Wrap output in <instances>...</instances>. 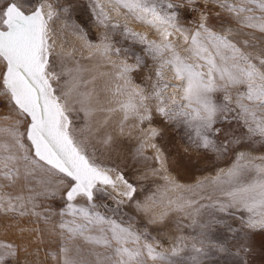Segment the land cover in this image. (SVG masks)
Returning <instances> with one entry per match:
<instances>
[{"label":"rangeland","instance_id":"1","mask_svg":"<svg viewBox=\"0 0 264 264\" xmlns=\"http://www.w3.org/2000/svg\"><path fill=\"white\" fill-rule=\"evenodd\" d=\"M32 2L26 0L27 4ZM46 2L52 5V21L56 22L53 21L56 25L51 28L52 32L57 38H62L65 47V51L51 54L50 57L51 69L62 73L59 87L73 90L68 98L70 105L81 94L91 96L88 105L92 109L91 115L85 118L83 112L72 113L74 123L83 130V137L94 145L97 158L122 172L135 185L136 192L131 201L125 200L124 205L119 207L103 193L98 194L94 205L83 196H77L72 201L75 214H68L67 186L60 183L58 176L40 171L26 174L22 159L25 153L16 146L11 135L13 131L24 133L26 125L17 127L22 117L0 88V130H7L0 131V245L13 246L15 254L8 257L11 264H61L62 248L80 264H115L117 247L133 252L138 249L144 264H162L159 259L149 257L146 246L153 249V255L162 254L172 264H196L197 261L199 264H239L240 256L236 253L239 245L246 241L251 242L253 249L247 257L248 264H264V235L246 234L240 228L241 219L247 220L250 213L236 207L222 212L218 207L221 203L229 202V192L257 182L261 177L257 169L264 168L262 139L254 135H240L246 133L243 126L245 116L250 121L253 114L257 120L264 119V112L256 108L257 102L247 99L240 101L253 110L247 114L237 108V93L246 94V87L230 89L233 97L231 128L237 133L239 143L225 151L218 147L223 140L221 137L216 141L217 149L197 148L195 121L189 124L184 116H177L173 111L177 105L188 103L181 98L183 93L177 88L183 81L175 78L174 68L167 63L173 59V53L161 47L163 54L160 55L149 47L170 43L185 63L202 64L203 61L190 56V45L184 43L179 33L173 32L167 40L162 39L161 31L150 23L153 19L150 14L130 12L123 7V3L130 0H120V3L117 0ZM147 2L154 4L163 15L171 11L166 7L168 3L179 4L184 0ZM261 2L264 0H254V3ZM194 3L208 16L216 32L220 31L222 23L232 21L236 16V13L219 8L218 4L252 7L251 4L241 3V0H194ZM179 12L181 26L195 30L194 21L199 20L200 11L192 13L179 9ZM248 15L259 17L262 13L254 10L243 14ZM229 26L233 29L238 27L234 22ZM65 28L95 45L92 56L96 57L97 52H101L100 59L94 61V57H85L77 48L74 49L70 39L65 36ZM240 31L241 35L230 38L239 42L238 46L246 40L258 44V48H247L245 51L259 55L264 49L259 31L247 27L240 28ZM252 36L256 39H251ZM105 45L109 48L107 53L104 52ZM125 67L132 70L123 74L120 70ZM166 85L168 87L165 88ZM153 86H156L159 99L153 94ZM171 88L177 90L176 95H171ZM133 92L140 93L132 100L137 106L141 97L145 98L150 120L141 122V117L146 115L143 108L138 112L129 111L125 118L121 102H127ZM222 96L223 93L217 92L213 98L220 101ZM158 105L173 114L167 118L161 116L157 111ZM75 107L80 106L75 104ZM180 111L191 114L186 107ZM153 132L156 133L154 136ZM148 141L152 142V148L147 146ZM21 142L26 146L30 144L26 135ZM246 150L261 157L250 165L240 163L243 165H240L241 175L238 179L225 175L219 183L209 177L216 175L221 168L236 164L237 153ZM92 151L90 148L89 152ZM157 153L163 155L166 170L174 174L175 181H179L183 187L178 197L162 190L163 171L158 168ZM10 157L13 159L9 160ZM27 167L31 168L30 165ZM198 177H202V180H198ZM120 190L122 187L118 185L117 191ZM137 203L141 205L140 210H137ZM146 204L147 208L149 206L155 211L146 209ZM10 205L15 210H7ZM61 210L65 214L61 215ZM97 215L106 220L101 222ZM107 221H115L122 228H131L140 237L138 243L117 245L112 236V226ZM228 225H232L234 231H228ZM171 241L176 243L175 249L164 250L162 243ZM221 246L226 251H219ZM197 248L201 252H197ZM7 251L0 248V252ZM174 251L176 255H173ZM109 257L114 259H107ZM130 264H136L135 259Z\"/></svg>","mask_w":264,"mask_h":264},{"label":"snow or ice","instance_id":"2","mask_svg":"<svg viewBox=\"0 0 264 264\" xmlns=\"http://www.w3.org/2000/svg\"><path fill=\"white\" fill-rule=\"evenodd\" d=\"M117 3H120V0H117ZM241 3L251 4L252 7H236L227 3L217 5L230 13H236L232 21H225L219 26V32L214 31L215 26L211 25L208 16L199 9L194 0H184L179 4L168 3L166 7L171 11L163 15L147 0H130L123 3V7L130 12L150 14L153 18L150 23L161 31L162 39L167 40L173 32L179 33L184 43L190 45L188 49L190 56L203 61L202 64L185 63L170 43L163 46H149L160 55L163 54L161 47L173 53V59L167 63L174 68L175 78L183 81L177 88L183 93L181 98L188 102L186 105H177L173 111L177 116H184L189 124L195 121L197 148L217 149L216 141L221 137L223 140L218 147L225 151L239 143L237 133L231 128L230 113L233 97L230 89L243 87L247 89L246 94L241 95L238 92L236 96V106L240 111L245 114L253 111L240 103L242 99H247L250 102H257L256 108L264 112V49H261L259 55H253L245 49L258 48V44H251L246 40L238 46L239 42L230 38L241 35L240 28L247 27L259 31L261 43H264V2L241 0ZM179 9L192 13L200 11L199 20L194 21L195 30L181 26ZM254 10L260 11L262 15L243 16L244 13H252ZM52 19V5L46 0H33L31 4H27L26 0H0V81H2L0 88L4 95L9 97V103L14 106L17 114L22 117L17 127L26 125L24 133L13 131L11 135L16 146L25 153L22 159L26 165V174L32 175L35 171L49 173L58 176L60 183L66 184L68 214H75L72 201L77 196H83L94 205L98 194L103 193L105 197H111L118 207L122 206L125 200L133 199L136 192L135 185L118 169L105 165L97 158L94 145L83 137V130L74 123L72 113L83 112L85 118L91 115L92 109L88 107L91 96L81 94L74 104L70 105L68 98L73 90L59 87L62 73H56L50 67L52 48L49 42L48 22ZM233 22L238 26L236 29L229 26ZM251 39L254 40L256 37L252 36ZM107 51L109 48L105 45L104 52ZM137 62L140 63L139 58ZM131 70L125 67L120 71L126 74ZM157 75L159 76V71ZM155 88L156 86H153V94L159 99ZM217 92L223 93L220 101L213 98ZM137 96H140V93L133 92L127 102H121L125 118L129 111L138 112L143 108L146 115L141 117V122L144 119L150 120V111L144 104L145 98L141 97L139 106L132 102ZM75 104H79L80 107L76 108ZM185 107L190 109L191 114L180 111ZM157 111L166 118L173 114L160 105ZM243 126L246 133L240 135L258 136L264 142V119L257 120L253 114L250 121L245 116ZM155 134L152 133L153 136ZM25 135L30 142L27 146L21 142ZM90 148L93 149L91 153ZM246 158L244 153L236 157V165L227 174L230 178L240 177V161ZM257 171L261 174L257 182L242 185L229 192V202L221 203L218 207L222 212L233 207L242 208L250 215L247 220L241 219V230L246 234L264 235V168H259ZM165 181L175 183L167 177ZM118 185L122 190L117 191ZM136 207L140 210L141 205L137 203ZM144 207L146 208L147 205ZM7 210L11 211L15 208L10 205ZM60 214L65 213L61 210ZM97 219L101 222L106 220L99 215ZM107 222L112 226V236L117 245L138 243L140 237L131 228H122L115 221ZM227 228L228 231H234L232 225H228ZM200 243L203 244L204 241L201 240ZM146 247L150 258L159 259L162 264H172L166 256L153 255V249L150 246ZM0 248L8 250L7 253L0 252V264H11L8 257H13L15 254L12 251L13 246L4 244L0 245ZM195 250L201 252L199 248ZM218 250L226 251L222 246ZM252 250L250 241L239 245L236 253L240 256L239 264H248L247 257L251 255ZM61 252L63 254L61 264H80V261L69 257L63 248ZM140 255L138 249L133 252L127 248L117 247L115 264H130L132 259H135L136 264H144ZM173 255H176L175 251ZM196 264L199 262L197 261Z\"/></svg>","mask_w":264,"mask_h":264},{"label":"bare ground","instance_id":"3","mask_svg":"<svg viewBox=\"0 0 264 264\" xmlns=\"http://www.w3.org/2000/svg\"><path fill=\"white\" fill-rule=\"evenodd\" d=\"M52 21V20H51ZM54 21V20H53ZM53 21L52 22H48V27H49V31H51V32H49V42H50V45H51V48H52V51H51V54H55V53H59L60 51H65V47L62 45L63 43L61 42V39H59V38H57V36H55L54 34H53V32H52V27H53V25L55 26L56 24H54V23H56L55 21H54V23H53ZM62 22V21H61ZM51 23H53L52 25H51ZM62 24V23H61ZM59 25V24H58ZM61 31V30H60ZM64 32H65V36L68 38V39H70V41L72 42V47H73V45H74V49L75 48H77V50H78V52L80 51L82 54H83V56L85 55V57L86 56H92V53L94 52V48L96 47L95 45H91V44H89L88 42H87V40H85L84 38L85 37H83L82 35H80V34H77V33H73V32H71V31H69L68 29H64ZM64 40V39H63ZM70 44V43H69ZM72 49V48H71ZM74 49H73V51H74ZM96 50V49H95ZM76 52V51H75ZM107 53V52H106ZM57 55V54H56ZM100 55H102V53L101 52H97V55H96V57H94V56H92V57H94L93 59H94V61H97V60H99L100 59ZM107 55V54H106ZM52 56V55H51ZM108 56V55H107ZM72 59V58H71ZM109 59V58H108ZM110 59H111V57H110ZM115 62V61H114ZM111 77V76H110ZM66 90V89H65ZM170 92H171V95H176L177 93V90H175V89H172L171 88V90H170ZM114 94V93H113ZM120 95V94H119ZM115 96V95H114ZM121 97V96H120ZM147 144V146L150 148L151 146H152V142H150V141H148V143H146ZM152 148V147H151ZM153 151V150H152ZM245 151V150H244ZM247 151V150H246ZM154 152H156V151H154ZM153 152V153H154ZM241 153H244L245 154V156L247 157L246 159H244V160H241L240 161V163H244V164H251L252 162H255V160L257 159V158H259V157H261V155L260 154H257V153H254V152H252V151H247V152H242V151H239L238 153H237V156H239ZM157 155V162H158V168L159 169H161L162 171H163V181H164V185H163V188H162V190H164V191H167V192H170V193H173V194H175V195H177V197L179 196L178 195V193L180 194V190H183V187L179 184V181H175V176H174V174H172V173H170L169 171H167L166 170V168H167V166H166V162H165V158L163 157V155L161 154V153H157L156 154ZM256 164V163H255ZM236 164L234 163V164H231V165H229V166H226V167H224V168H221L220 169V171H218L217 173H216V175H210L209 177H212L214 180H216L217 182H219V183H221L222 181H221V178L222 177H224L225 175H227L228 174V171L230 170V169H232L234 166H235ZM240 165H243V164H240ZM239 165V166H240ZM257 165V164H256ZM208 176V175H207ZM165 177H167V178H169V180H173V181H175V183L174 184H172V183H166V181H165ZM202 178V177H201ZM201 178H199L198 177V180L199 179H201ZM204 179H205V177H203ZM207 178V177H206ZM211 178V179H212ZM209 179V178H208ZM202 180V179H201ZM158 188V187H157ZM184 190H186V189H184ZM160 194V193H159ZM164 195V194H163ZM149 199V198H148ZM176 199V198H175ZM182 200V199H181ZM148 201V200H147ZM165 201H167V199H165ZM168 202V201H167ZM151 203V202H150ZM155 203V202H154ZM178 203V202H177ZM147 205V204H146ZM166 205V204H165ZM154 207H155V204H154ZM157 207H158V205H157ZM162 207V206H161ZM148 208H149V206H148ZM147 207H146V209H148ZM152 208V207H151ZM166 208V207H165ZM165 208H164V210H165ZM150 209V208H149ZM148 209V210H149ZM162 209V208H161ZM167 209V208H166ZM170 209V208H169ZM150 210H152V209H150ZM153 211V210H152ZM154 211H155V209H154ZM153 211V212H154ZM158 212H159V209H158ZM148 213V212H147ZM150 213V212H149ZM155 214V213H154ZM159 215V214H158ZM175 240V239H174ZM167 243V242H166ZM170 243V244H169ZM168 244H164V243H162V245H163V247L165 248L164 250H166V251H170V250H173V249H175V242H173V241H171V242H169ZM162 247V248H163Z\"/></svg>","mask_w":264,"mask_h":264}]
</instances>
